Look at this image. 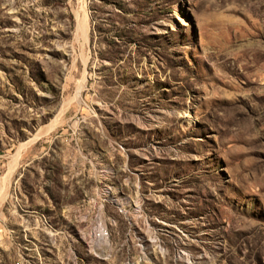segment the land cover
I'll use <instances>...</instances> for the list:
<instances>
[{"label":"rangeland","instance_id":"obj_1","mask_svg":"<svg viewBox=\"0 0 264 264\" xmlns=\"http://www.w3.org/2000/svg\"><path fill=\"white\" fill-rule=\"evenodd\" d=\"M0 264H264V0H0Z\"/></svg>","mask_w":264,"mask_h":264},{"label":"bare ground","instance_id":"obj_2","mask_svg":"<svg viewBox=\"0 0 264 264\" xmlns=\"http://www.w3.org/2000/svg\"><path fill=\"white\" fill-rule=\"evenodd\" d=\"M81 26V25H80ZM81 28H82V26H81ZM84 28V27H83ZM84 30V29H83ZM82 31V30H81Z\"/></svg>","mask_w":264,"mask_h":264}]
</instances>
